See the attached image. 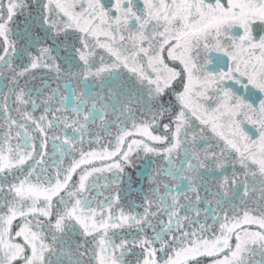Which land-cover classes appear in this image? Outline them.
<instances>
[{
    "label": "snow or ice",
    "instance_id": "6c2138e0",
    "mask_svg": "<svg viewBox=\"0 0 264 264\" xmlns=\"http://www.w3.org/2000/svg\"><path fill=\"white\" fill-rule=\"evenodd\" d=\"M0 264H264V0H0Z\"/></svg>",
    "mask_w": 264,
    "mask_h": 264
},
{
    "label": "flooded vegetation",
    "instance_id": "af4514ba",
    "mask_svg": "<svg viewBox=\"0 0 264 264\" xmlns=\"http://www.w3.org/2000/svg\"><path fill=\"white\" fill-rule=\"evenodd\" d=\"M104 2L107 4V3H109V0H104ZM250 127V126H249Z\"/></svg>",
    "mask_w": 264,
    "mask_h": 264
}]
</instances>
